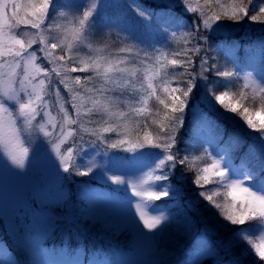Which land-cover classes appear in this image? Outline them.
<instances>
[{
    "label": "snow or ice",
    "instance_id": "6c2138e0",
    "mask_svg": "<svg viewBox=\"0 0 264 264\" xmlns=\"http://www.w3.org/2000/svg\"><path fill=\"white\" fill-rule=\"evenodd\" d=\"M179 2L185 13L194 14L192 24L173 18L176 30L167 31L170 25L165 23L163 41H151L137 35L136 22L104 20L101 10L112 5L103 0H82L70 10L59 0H0V154L6 161L4 168L19 176L42 147L59 181L103 175L134 197L130 226L138 238L153 243L170 221L155 202L163 198L178 201L189 179L186 173L191 171L197 196L220 218L218 227L234 226V237L245 245L232 254L229 264H244L249 255L264 264V69L241 74L209 56V34H223L230 27L225 21L240 25L247 18L249 23L264 25V0ZM129 7L146 22L158 18L155 10L135 0ZM215 47L231 57L236 45L219 42ZM260 52L264 60V45ZM76 72L87 75H71ZM220 78H225V86L217 92ZM249 99L258 102L252 111L243 105ZM216 106L236 114L259 133V154L250 150L256 166L247 159L235 165L228 149L180 155L177 136L186 114L191 113L190 123L211 134L218 124L205 108L213 111ZM97 144L104 146L103 156L110 149L131 153L143 167L134 174L109 175L105 165L89 157V150L101 155ZM9 163L19 171L9 168ZM36 197L41 203L67 199L63 183L55 192L38 187ZM200 200L185 203L189 211L202 217ZM33 203L30 196L20 205L19 223L12 225L14 234L27 236L55 223ZM68 222H74L73 218ZM224 247L231 253L233 239ZM34 264L55 262L36 260ZM192 264H200L199 259Z\"/></svg>",
    "mask_w": 264,
    "mask_h": 264
},
{
    "label": "rangeland",
    "instance_id": "374dc122",
    "mask_svg": "<svg viewBox=\"0 0 264 264\" xmlns=\"http://www.w3.org/2000/svg\"><path fill=\"white\" fill-rule=\"evenodd\" d=\"M66 1L67 0H65V2ZM72 1L73 4L67 5L66 10L68 8L71 9L73 6L79 5L82 2V0ZM118 1L119 0H103V2L110 5L117 3ZM138 1L139 0H135L136 3H138ZM147 1L150 4L147 9L153 6L159 7V9L174 8L176 4H180L179 0H163V2H160V0ZM129 3H133V0H129ZM169 5H172V7H169ZM102 10V16L106 21L110 20L112 23H116L118 20H124L116 15L107 17V12H105L106 7ZM157 13L158 18L154 17L149 23L137 17L134 10L130 11V14H132L130 22L137 23V35L146 40H151L152 38L154 41H162L164 39L165 35L161 33L166 32L163 23L169 19L172 22L175 15L172 14L168 18H164L165 15L159 11ZM182 22L185 21L182 20ZM151 23H155L156 25ZM224 23L230 25V27L225 31L232 34L237 31V29H240L243 25H245L244 22H241L240 25H231V22L227 21ZM251 26L256 27L255 29L258 30V33L260 32L259 34L264 36V31H260L261 27H264V25L251 23ZM173 28H176L175 25ZM169 29L172 28H168L167 31ZM39 55L40 54L38 53V56ZM37 62L40 63L41 61L38 60ZM247 62L248 64L245 65V69L247 71L255 68L258 72V69L262 66L263 60L261 58V54L255 50V52L248 55ZM44 66L47 67V65ZM71 75H79L83 77L87 74L78 72V74L72 73ZM188 117L189 119L191 118L190 112L188 113ZM185 119H187V116H185ZM200 134H202V136L199 140H197L196 138ZM179 135L180 134L177 136L178 145L181 141L183 142V139L186 137V134H181L182 136L180 135V137ZM245 136L249 138L248 134H245ZM256 138L257 136H253L251 139L256 142ZM190 140L191 145L189 151L191 155L202 154L204 149L211 147V144L206 146V144L209 143V140L205 133H202V131L193 132ZM236 140L238 141V138L233 140L232 146H229L228 150H230V154H233L235 150L239 148ZM239 144L242 145L243 142L240 140ZM65 147H67V145H65ZM208 150L215 154L214 150ZM250 150L257 152L256 150L258 149L252 145L247 147V156H252ZM117 154V151H113L112 155L107 156L109 160L103 162L99 160L95 153L92 154L90 158L94 156L99 163L105 165L107 168L111 165H119L113 168L121 172L128 173V170L131 172L136 170L133 172L134 174L139 172L140 168L143 167L142 164L136 162L133 158L125 161L121 157H117ZM4 163H6V161L3 155L0 154V224L8 230L9 242L17 247L18 255H16L15 258L4 246H0V264H15L14 262L19 260L21 256H23V264H34V261L36 260L55 262V264H72V262H75V264H85L84 260L87 255L85 254L84 256L82 251L75 254H69L65 251V254H63L62 251L54 253L51 250L45 251L43 249V244L46 239L53 234V231L56 230L57 224L65 221L68 217L66 208L63 207L64 201H61L60 206L63 209L59 211L56 208V198H52L44 203H41L39 198L36 197V189L38 187L55 192L58 184L63 183V181L58 180L53 161L49 155L42 147H40L39 155L34 153L30 157L27 169L19 176L12 175L10 172L5 170ZM145 163H147V161H145ZM125 164H129V166H126ZM8 166L9 168H13L10 163ZM13 171L19 170L13 168ZM108 174L111 175V172ZM94 176L95 181H97L98 188L91 189L90 187L89 190H83L82 194L81 189L78 193L81 195V199L85 202V204L87 201V204L85 206H81V202H71L69 207H67H73V209L76 210L74 213L84 215V220L86 217L87 219H90L92 223H99L105 231L110 232L112 240H116V243H113L111 240L106 241V248L102 253H100L103 255H94L90 258V264H103L104 261H108L110 264H120L121 261H124V264H178L179 262H182L181 264H192V261L195 259H199L201 262L206 260L209 256L213 248V243L204 231L200 229L199 226L201 222L194 225L191 223H185L183 225L178 224L170 229L166 228L163 234L157 238L155 243L138 238L136 231L130 226V221L132 219L131 197L128 199H121L122 194H128L130 192L126 189L117 188L112 185L111 182L101 174H95ZM86 186L88 187L89 184ZM63 192L66 194L64 183ZM30 196L35 200V203H33L32 206L42 210L45 217H51L55 223H53L47 230L38 229L30 232L27 236H18L12 232V225L14 223H19L18 209L23 202L29 200ZM125 225L129 226L125 227ZM215 230L209 229V232L211 234L218 235L220 241L225 244L230 238H232L234 242L239 241L230 235L231 232L229 230H224L222 234L216 232ZM119 237L124 238L121 242L124 243L125 247L118 244L117 240ZM161 244L163 245L162 251H165L166 255H169L168 257L161 252ZM222 250V256L215 254L216 257L215 259H211V264L217 263L215 261H218V264H229L231 253L226 251L225 247Z\"/></svg>",
    "mask_w": 264,
    "mask_h": 264
},
{
    "label": "trees",
    "instance_id": "16d2710c",
    "mask_svg": "<svg viewBox=\"0 0 264 264\" xmlns=\"http://www.w3.org/2000/svg\"><path fill=\"white\" fill-rule=\"evenodd\" d=\"M168 12L167 14L172 15L174 14L178 18H182L184 23L186 24H192L194 19V14L185 13L184 7L182 4H176L175 8H167ZM165 23L169 24L172 28L168 31L176 30L177 25L170 20H166ZM173 23V24H172ZM199 23V21H197ZM245 25H243L242 28L237 29L233 34L227 31H224L223 34L220 35H212L209 34V44L212 46V50L209 52V56L218 59L220 61L221 65L227 64V66L234 71L240 72L241 74L246 70L244 66H241L238 64V62L241 61V63H244L243 57L246 54V50L250 48H254L255 50L260 52V47L264 45V36L258 33V30L255 29L256 27L251 26V23L247 21V18L244 21ZM175 25L176 28H173ZM264 31V27H261L260 31ZM166 35V32L163 33ZM151 41H154L151 38ZM163 41V40H162ZM219 42H224L225 46L232 45L233 42H235V49L233 50V55L231 57H228L225 55L223 51H220L216 49L215 45ZM35 47H39L36 45ZM261 53V52H260ZM173 57H169L171 59ZM211 62V61H210ZM264 66V65H263ZM78 74V72H76ZM213 80H215V77H212ZM225 86V78H220L219 84L216 88L217 92H220L224 89ZM235 90V89H233ZM200 92L197 91L195 93V97L199 98ZM243 105L245 107H249L250 111L255 109L258 106V102L253 103L250 99L243 102ZM203 107V105H202ZM189 108H191V104L189 105ZM205 111H207V114L210 118L215 120L218 124V127L209 134L206 129H200L198 128L194 123H190L191 118L189 119L188 113L186 114L187 119H185L184 127L179 131L178 134H186V137L183 139V142L181 141L178 145V147L182 148L180 155L188 154L190 156L191 153L188 150V146L191 144V134L196 131H204L206 137L209 139V135H211L212 139L211 142L208 143V145H212L215 153L222 149H227L229 145L233 144V140L238 138V141L236 140L238 144V149L235 150L233 154H231L233 163L237 166L240 165L241 159H247L250 164L253 166L257 165V160H255L252 156H247L246 151L247 147L251 144L252 140L251 138L253 136L259 137V133L254 132L253 130L249 129L245 123L236 115L233 113H225L223 109H221L219 106L215 107V110L208 111L205 108ZM255 119H259L258 117H255ZM241 134H248L249 138H247L246 143L240 145V137ZM179 135V137H180ZM182 136V135H181ZM202 134H200L197 138H201ZM178 137V138H179ZM89 137H85V141H87ZM218 141V142H217ZM256 150L257 154H259L262 145L259 139L256 138ZM100 152L101 155L98 156L99 160L101 162L109 160L107 156H103L104 146L97 144L96 146ZM84 148L87 150L89 149V145L87 142L84 143ZM113 151H117V157L130 159V156H132L131 153H124L120 152L119 150H108V155H112ZM158 151V150H157ZM95 151L89 150V157L94 154ZM115 155V154H113ZM113 167L116 166H109V172L111 174L113 173H120L121 171L114 169ZM134 170L133 172H135ZM130 170H128L129 174H133ZM179 173V169H178ZM186 175L188 176L187 182L183 185L184 191L182 194H180V198L178 201H173L171 198H163L160 201H156L155 203L159 206H166L169 207L168 211L172 217V219L168 223L167 229H170L171 227H175L178 224H185V223H191L192 225L201 222L204 233H206L208 236L211 237L212 241L214 242L215 246H218L216 249L217 251H220V249H224L225 243L220 241V238L216 234H211L209 232L210 230H215L216 232L222 234L223 231H230L231 236L234 237V231L235 227L230 226L227 229L218 227V225L221 223L220 219L218 218L216 210L209 208L207 206V202L200 200V198L197 196V189L191 184V177L193 176V173L187 172ZM65 185L66 194L65 197L66 200H59L56 198V208L61 211L63 208H61L60 203L61 201H64L63 207L66 208V213L68 215L67 219L65 221H62L57 224L56 230L53 231V234L49 236V238L46 239L44 243V248L47 250H54L55 253H58L59 251L66 250L67 252H71L72 250H77L79 248L84 249L86 252L87 262L93 255H97L99 253H102L105 250V243L106 241H112L113 243H116V240H112V236L109 231H105L99 223H92L90 219H87L84 215L74 213L76 212L73 207H69L71 202H77L82 203L81 206H85V202L81 199V195L78 194L79 191L82 189L81 194L83 190L90 188L93 184H97V181H95V176H86V177H72L69 181H63ZM173 183H176L174 180ZM89 184L87 187L86 185ZM83 187V188H82ZM208 187H214V185H209ZM112 188V187H109ZM114 189V188H112ZM125 197L129 198L131 197V193L127 194L125 193ZM189 199L191 200H200L199 208L203 212V216L197 215L195 212H191L186 207V201ZM171 203H174V206H170ZM53 206V205H52ZM163 207V206H162ZM165 209V207H164ZM54 213V211L52 210ZM73 218L74 222L69 223L68 218ZM170 217V218H171ZM213 226V228H212ZM245 227H248V225H245ZM207 229V230H206ZM124 238H118V244L123 245L124 243L121 242ZM236 239V238H235ZM0 246H4L8 252L16 258V255H18L17 247L9 242L8 239V230L3 227L0 224ZM125 247V246H124ZM245 247L243 242L235 241L234 247L231 250V257L232 254H238L241 249ZM216 249L214 250L216 252ZM223 251V250H222ZM21 261L23 260V256L20 257ZM18 261V264H21V261ZM258 258L249 255L245 258L244 264H257ZM16 262H14L16 264ZM23 264V262H22Z\"/></svg>",
    "mask_w": 264,
    "mask_h": 264
}]
</instances>
